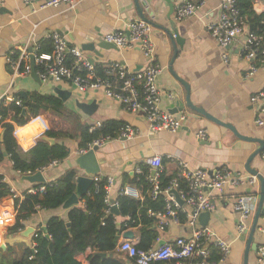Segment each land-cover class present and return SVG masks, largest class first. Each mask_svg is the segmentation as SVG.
I'll use <instances>...</instances> for the list:
<instances>
[{
	"label": "crops",
	"instance_id": "0c3cea01",
	"mask_svg": "<svg viewBox=\"0 0 264 264\" xmlns=\"http://www.w3.org/2000/svg\"><path fill=\"white\" fill-rule=\"evenodd\" d=\"M172 1L176 9L182 0ZM191 1L198 4L200 8L197 14L183 20L176 18L175 10L172 16L168 17L170 7L165 0H149L150 4L145 5L144 12L146 18L152 22L151 39L156 49V61L163 67L158 81L162 92L160 107L173 114L182 112L187 114V120L179 131H151L142 114L126 110L120 102L107 96L102 90L82 93L67 82L60 83L63 89L72 93L65 102L66 106L79 114L83 122L91 124V127L97 122L102 124L107 120H116L123 122L124 125L133 126L137 130L133 139L112 137L99 146L96 152L100 172L92 177L93 183L96 182V178L97 181L101 177L112 178L108 198L115 203L119 197V190L138 174L136 168L155 155L162 157V172L167 176L176 175L180 159L185 160L191 168H203L210 172L216 168L226 167L233 172L249 173L246 164L250 156L260 147V141H264V125L256 124L255 120L259 115L258 107L251 102V97L264 89V64H260L254 74L248 76L252 65V61L244 53L248 28L236 42L228 47L229 61L226 63L222 57L224 49L219 46L208 29L210 24L220 19L218 8L220 0ZM254 10L263 13L264 0H256ZM136 19L142 18L135 0H80L74 5L68 3L46 8H41L40 2L25 4L22 0H0V58H6L5 68L11 76L8 83L0 85V98L5 94L20 98L19 90L42 92V87L31 75H14L8 58L15 54L19 56L23 49L32 50L45 40H50L49 35L53 32H58L65 37L70 48H79L95 68L98 65L104 68L112 62H121L127 69L139 71L148 63L139 48L106 49L97 45L105 41L109 33L126 30L128 24ZM171 20L176 23L179 36L183 40L182 46L176 43ZM93 43L96 44V52L86 48L88 44ZM72 57L70 54L68 61L73 59ZM3 66V62L0 61V68ZM185 84L189 86L190 98L195 106L223 124L233 126L240 136L251 139L246 140L235 135L226 126L188 106L174 113L172 110L176 108L177 101L185 102L187 96ZM47 92L54 93L52 90ZM4 100L3 98L0 101ZM77 101L85 104L96 103L94 113L90 116L85 114L77 107ZM261 116L264 119V115ZM201 130L207 132L205 139L197 137ZM20 133V145L23 149H27L31 145L30 141L24 143L27 128L20 127ZM42 139L46 140V136ZM64 142L71 150L70 155L58 164H50L46 169L37 171L42 173L44 182L23 180L24 176L37 172L19 174L7 155L0 161V175L3 176V181L14 190L16 196L22 198L28 190L52 183L69 170H75L77 177L82 175L83 170L76 165L75 159L80 155L79 151L85 149H80L75 139H66ZM86 150L89 151L90 148ZM261 154L252 160L251 168L264 177V159ZM147 169L149 170V166ZM36 185L39 186L36 187ZM260 191L261 182L258 179L253 188L228 187L223 193H212L215 209L211 212V219L207 226L231 243L230 253L217 264L245 263L249 231L245 239L242 235H238V214L234 208V202L239 195H248L246 193L251 192L249 195L257 198L258 207ZM79 205H82L81 200ZM13 206L12 196L0 198V208L12 209ZM68 212L69 208L63 207L55 210L36 209V212L24 221V230L28 227H33L35 230L45 228L48 219L52 216H59L68 221ZM126 218L130 219V217L116 215L118 224L123 223ZM13 225L2 231L0 250L6 251L7 248H12L13 256L20 257L27 246H32L34 233L29 237L21 236L24 230L11 233L10 228ZM175 225L164 232L157 229L160 240L157 238L152 247L159 248L161 241H172L178 236L190 235L193 232L192 228L186 225H177L179 234L175 235L176 231L173 230ZM127 230L134 231L133 238L139 244V225L125 229L119 235V242L124 239L122 235ZM252 243L253 246L248 253V264H259L258 249L264 244V217L259 218ZM91 253V249H88L80 254L79 261L82 264H89L88 256ZM162 264H171V261H165Z\"/></svg>",
	"mask_w": 264,
	"mask_h": 264
},
{
	"label": "built area",
	"instance_id": "2783aa9c",
	"mask_svg": "<svg viewBox=\"0 0 264 264\" xmlns=\"http://www.w3.org/2000/svg\"><path fill=\"white\" fill-rule=\"evenodd\" d=\"M25 4H34L40 2L41 8L58 7L62 4H76L80 0H22ZM200 6L191 0H182L177 5L175 12L176 18L183 20L197 14ZM220 19L216 23L208 26L211 36L218 42L219 46L224 49L222 55L224 62L229 61L228 47L236 42L238 38L246 32L247 18L243 16L237 6L236 0H220L219 3ZM1 29V25H0ZM152 24L143 19L132 20L126 30L113 31L105 37V41L116 45L123 49L139 48L147 59V65L139 71H131L121 62H112L108 65V69L104 76H100L96 72L94 64L84 56L79 48H70L65 37L58 32L49 35L52 40L53 50L51 53H39V45L32 50L23 49L21 54L14 58H8L11 70L14 75H31L33 65L32 57L35 60L36 74L43 82L60 84L69 83L79 92H88L91 90H102L107 96L120 102L123 107L134 113L142 114L151 131L168 130L171 132L179 131L187 120L186 113L173 114L162 110L160 101L162 92L159 88V78L163 71V67L157 63L155 55V45L151 39ZM263 36L247 32L244 46L245 56L252 61L251 70L248 76L253 75L258 65L254 64L259 54H261V64H264V50L260 53V45ZM73 59L68 64L69 55ZM75 68L79 72H75ZM141 89H140V88ZM6 101H14L21 106L20 98L4 95L1 99ZM1 102V101H0ZM251 102L258 107V117L256 124L264 125V89L251 97ZM100 122L95 123L90 130L99 128ZM137 134L136 128L130 125L124 126L115 138L133 139ZM207 132L201 130L198 132L199 139H205ZM112 139L111 136L101 137L90 144L93 146H101L107 140ZM88 150L79 151L80 154ZM264 159V150L261 154ZM58 164L57 161L51 165ZM149 166L148 176L151 183V189L148 196L156 199L163 195L166 201V212L155 213L149 211V216L157 218L156 228L164 232L173 225H186L192 228L190 235H181L172 241H166L159 248H150L148 250L138 247V241L132 239H122L118 251L128 255L133 259L135 264H151L159 261H171V264H217L212 259V250L219 249L223 256H227L231 251V243L224 240L217 232L208 226L199 224V216L201 213L215 209V203L212 200V193H223L228 187L253 188L258 177L250 173L233 172L226 167L216 168L214 171L203 168H191L189 164L180 159L178 161V172L171 180L167 188H162L160 175L163 168V159L159 155L149 158L146 163ZM46 169L42 168L40 171ZM138 174H143L141 166L136 168ZM22 174L21 171H18ZM32 174V172H25ZM97 181V178H96ZM112 184V178H108L106 186V202L109 207L113 208V204L108 198V190ZM45 185L38 188L28 190L29 193H43ZM13 197H18L12 188ZM174 191L178 192L179 198L183 200L181 204ZM119 196H128L137 200L145 199L144 193L136 186L127 184L119 190ZM14 200V198H13ZM257 198L253 195H239L234 202V208L238 214L237 233L244 235L248 233L250 222L257 209ZM118 206V203H116ZM36 209H40L36 206ZM18 210L15 203L12 209L0 208V247L2 245V231L13 225L16 221ZM185 216V220L181 221L180 215ZM42 228H38L34 232V236ZM160 240V238H158ZM32 249L35 250V243H32ZM223 257V258H224ZM258 262L264 264V244L258 249Z\"/></svg>",
	"mask_w": 264,
	"mask_h": 264
},
{
	"label": "trees",
	"instance_id": "16d2710c",
	"mask_svg": "<svg viewBox=\"0 0 264 264\" xmlns=\"http://www.w3.org/2000/svg\"><path fill=\"white\" fill-rule=\"evenodd\" d=\"M256 0H236L237 6L243 16L247 18V28L250 33L261 35L263 39L260 45V53L264 50V12L254 10ZM39 53L50 52L53 43L45 40L39 45ZM18 54L13 56L17 58ZM261 54L258 55L255 64H261ZM70 59L68 64H71ZM107 67L96 66V72L104 76ZM75 72H79L75 68ZM22 100L21 106L14 101L0 102V161L9 156L17 171L37 172L49 167L57 161H64L70 155V148L65 144L66 139L78 141L80 149H88L90 144L101 137L118 136L121 129L126 126L121 121L107 120L99 128L90 130L91 124L83 122L79 114L66 106V103L55 93L30 91L27 99ZM25 109V113H23ZM20 127L27 128L25 144L31 142L27 149L20 145ZM54 139L50 141L42 137ZM143 174H137L130 179L131 185H136L145 195L143 201L119 196L118 208L122 217H130L118 224L116 215L106 202V186L108 179L101 177L94 182L89 192L81 199L82 205H73L69 208L68 221L59 216L48 219L45 228L33 236L35 250L27 246L21 256H13V249L0 250V264H82L78 256L91 249L88 256L89 264H135L128 255L118 251L119 236L128 227H140L139 248L148 250L159 236L156 228L157 218L149 216V211L155 213L166 212V201L163 195L152 199L148 196L151 183L148 176L151 172L145 163L140 165ZM175 176V175H174ZM161 173L160 182L162 188H167L174 178ZM77 172L69 170L52 183L45 184L43 193L23 194V197H13L10 186L3 181L0 175V198L12 196L15 207L18 210L15 224L10 228L11 233H19L25 229L24 221L36 212V206L40 209L55 210L62 208L64 203L72 196L76 189ZM39 185H36L38 187ZM251 194V192H249ZM246 193V194H249ZM261 217H264V204ZM181 221L185 220L180 215ZM71 224V231L67 223ZM99 253H107L103 257ZM112 254V255H109ZM222 252L214 248L212 259L219 262L223 259ZM165 261L151 264H162Z\"/></svg>",
	"mask_w": 264,
	"mask_h": 264
},
{
	"label": "water",
	"instance_id": "95a60500",
	"mask_svg": "<svg viewBox=\"0 0 264 264\" xmlns=\"http://www.w3.org/2000/svg\"><path fill=\"white\" fill-rule=\"evenodd\" d=\"M165 1L169 4V7H170L169 14H168V17L170 18L172 16V14L174 13V10H175L174 9V3H173L172 0H165ZM135 3H136L137 10L139 12L140 17L143 20H146V21L150 22L148 20V18H146L145 13H144L145 12V5L150 4L149 0H135ZM151 24H152V22H151ZM171 28L175 32L176 43L179 44L180 46H182L183 40L179 36L178 30L176 28V23H175L174 20H171ZM170 36L173 37L171 34H170ZM95 45H96L95 43L88 44L86 46V48L96 52L97 50H96ZM97 45L100 48H106V49H108V48H117L116 45H114V44H112L110 42H107V41H103V42H101V43H99ZM0 61H2L3 64H4V66L2 68H0V85H2V84L8 83V81H10L11 76L6 71V68H5L6 58L5 57L4 58H0ZM31 61H32V65H33L31 76L42 87V92H47V91L52 90L57 96H59L64 102H66L69 99V97L71 96L72 93L70 91H67V90L63 89L62 85H60V84L57 85V84H54L52 82H49L47 84H43V82L40 80V78L36 74L35 60H34L33 57H32ZM12 85H14V83ZM185 87H186V91H187V96H186L185 102L182 101V100H178L177 103H176V108H174V110H172L174 113L182 111L185 106H188L189 108H191V109H193V110H195V111H197V112H199L201 114H204L207 118H210L213 121H215V122H217V123H219V124H221L223 126H226L230 130H232L235 135H237V136H239V137H241L243 139H246V140H250L251 139V138H247V137H244V136H240V134L236 131V129L233 128V126H231L229 124H223L222 122L216 120L215 118H213L212 116L207 114L203 109L195 106L192 103L191 98H190L189 86L185 84ZM18 95L21 96L23 99H27L28 92L25 91V90H19L18 91ZM175 99H176V96H175ZM76 105L85 114H88L90 116V115H92L94 113L97 104L96 103L85 104L83 102L77 101ZM25 111L26 110L23 109V113H25ZM46 140L50 141L52 144L54 143V139L46 137ZM260 144H261L260 147L250 156V158H249V160H248V162L246 164L247 171L250 174H252V175H256L258 177V179L260 180V182H261V191H260V201H259L256 213H255V216H254V221H253V224H252V226H251V228L249 230V233H248L249 234V238H248V245H247V249H246V253H245V263L244 264H248V253H249L250 249L253 246V243H252L253 237H254L255 231L257 229L258 221H259V218L261 216L262 207H263V204H264V177L257 170L251 168L252 160L258 154L262 153L263 150H264V141L261 140ZM98 148H99V146L95 145L88 152H86L84 154H80L75 159L76 165L80 169L83 170V174L79 175L77 177L76 190L72 194V196L64 203L63 208L67 209V208H70L73 205L79 204L81 198H83L86 195V193L88 192L90 186H92L93 181H94V179L92 177L96 176L100 172L99 162H98V159L96 158V152H97ZM23 180H27L29 182H44L45 181V179H44V177H43L41 172H37V173H35L33 175H26V176L23 177ZM174 194L176 195L178 201L181 204H183V200H181L179 198L178 192L174 191ZM111 202L113 204L112 212L115 215L119 216L120 215V211H119L118 206L116 205L114 200H111ZM211 214L212 213L210 211H206V212L201 213L200 216H199V219H198L199 223L202 226H207L209 221H210V219H211ZM67 226H68L69 230L71 231L70 222L67 223ZM173 230L176 231L175 235L179 234V226L175 225L173 227ZM34 232H35V229L33 227H28L26 230H24L21 233V236L29 237ZM122 236H123V238L132 239L134 237V231L127 230V231H125L123 233ZM246 236H247V233L242 235V238L245 239ZM117 239L119 240L120 236H117ZM164 243H165V241H161L160 245H162ZM99 254L101 256H103V257L108 256L107 253H99ZM109 255H112V254H109Z\"/></svg>",
	"mask_w": 264,
	"mask_h": 264
},
{
	"label": "bare ground",
	"instance_id": "6f19581e",
	"mask_svg": "<svg viewBox=\"0 0 264 264\" xmlns=\"http://www.w3.org/2000/svg\"><path fill=\"white\" fill-rule=\"evenodd\" d=\"M253 63H254V61H253ZM255 64V63H254ZM259 66V65H258ZM125 239V238H124ZM129 239V238H128ZM120 244V243H119ZM125 254V253H124Z\"/></svg>",
	"mask_w": 264,
	"mask_h": 264
}]
</instances>
